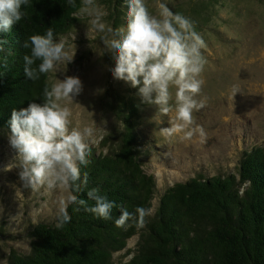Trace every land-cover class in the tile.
<instances>
[{"label": "trees", "instance_id": "16d2710c", "mask_svg": "<svg viewBox=\"0 0 264 264\" xmlns=\"http://www.w3.org/2000/svg\"><path fill=\"white\" fill-rule=\"evenodd\" d=\"M122 1L113 3L119 8ZM222 2L194 0L173 13L189 18L201 34L211 26ZM81 3L75 0L73 8L68 0H28L21 21L0 33V41H5L0 45V131H11L13 109L41 103L43 89L51 85L49 73L37 81L25 76L23 57L31 48L23 44L50 27L56 39L72 32L79 22L73 13ZM111 110L122 130L104 143L114 141L115 149L108 154L91 149L89 165L81 166V174L88 173L87 187L71 191L87 199L88 190L98 189L118 206L112 218H97L83 206L69 204L70 222L58 227L61 214L55 224L35 226L30 231V252H12L8 264H114V254L125 250L135 236H139L135 254L124 264H264V146L244 154L239 180L232 175L197 177L176 184L162 195L155 215L146 217L145 227L120 228L115 224L120 208L151 209L156 183L140 161V104L132 94L118 93Z\"/></svg>", "mask_w": 264, "mask_h": 264}, {"label": "rangeland", "instance_id": "374dc122", "mask_svg": "<svg viewBox=\"0 0 264 264\" xmlns=\"http://www.w3.org/2000/svg\"><path fill=\"white\" fill-rule=\"evenodd\" d=\"M192 1L146 0V5L156 15L161 3L173 12L187 8ZM97 3L106 6V21L114 29L126 25L124 1L119 8L113 0ZM78 19L73 31L61 36L67 38L72 51L76 49L74 61L66 71L62 65L61 72L49 73L50 82L65 76H77L82 81V93L71 105L73 122L80 127H94L96 143L91 149L97 154L114 150V141H104L122 130L111 110L113 97L118 93L135 97L141 107L140 161L156 183L150 217L155 215L162 195L176 184L197 177L232 175L239 180L244 154L264 146V0H223L211 26L199 34L205 43L201 54L206 63L198 99L205 101V107L193 115L194 127L202 128L204 134L197 132L191 139H184L183 132L171 136L165 132L175 119V88L170 89L172 110L167 114L143 103L138 88L113 78L110 68L114 62L105 51L103 34L90 33L88 38L90 18L84 15ZM10 134L8 130L0 131V264H8L12 252L28 254L30 231L39 224H55L61 216V201L68 207V197L73 195L71 189L24 188L19 169L4 171L16 155L9 145ZM138 242L139 236L129 240L125 250L114 254V264L130 261Z\"/></svg>", "mask_w": 264, "mask_h": 264}, {"label": "clouds", "instance_id": "9594fccd", "mask_svg": "<svg viewBox=\"0 0 264 264\" xmlns=\"http://www.w3.org/2000/svg\"><path fill=\"white\" fill-rule=\"evenodd\" d=\"M68 3L76 8L75 0ZM124 3L126 25L115 29L106 21L109 15L106 6L97 0H82L73 15L90 18L88 38L90 33L103 34L105 51L114 62L110 68L113 78L138 88L143 103L155 105L167 114L172 110L170 89L175 88V119L165 129L169 136L180 132L184 133V139H191L197 132L202 136L203 129L194 127L193 113L205 107V101L198 99L203 85L200 76L206 63L201 54L204 40L189 18L173 13L163 3L156 15L149 12L146 0H124ZM27 4L28 0H0V33L10 31L14 23L21 21L25 15L22 6ZM3 43L0 41V45ZM23 47L31 48L30 55H25L23 60L24 74L32 81L39 80L42 74L61 72L62 65L66 71L76 55V49L72 51L68 47L67 38L56 39L51 27L46 34L31 35ZM82 90L79 77L65 76L45 86L41 103L32 102L19 111L13 109L9 145L16 155L4 171L19 169L24 188L72 189L79 193L87 187L88 173L82 175L81 166L90 163L91 145L96 143L95 129L74 125L71 107ZM86 196L87 199H81L73 194L68 197V203L83 206L94 217L112 218L113 209L118 207L114 202L95 188L88 190ZM61 205L58 227L71 220L67 204L62 200ZM150 215V208L137 207L130 212L121 207L115 224L125 229L132 225L143 228Z\"/></svg>", "mask_w": 264, "mask_h": 264}]
</instances>
